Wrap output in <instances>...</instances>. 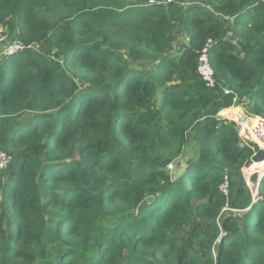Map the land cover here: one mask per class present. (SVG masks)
<instances>
[{
  "label": "trees",
  "instance_id": "1",
  "mask_svg": "<svg viewBox=\"0 0 264 264\" xmlns=\"http://www.w3.org/2000/svg\"><path fill=\"white\" fill-rule=\"evenodd\" d=\"M2 35L0 264H264V176L218 119L264 117V0H0Z\"/></svg>",
  "mask_w": 264,
  "mask_h": 264
},
{
  "label": "built area",
  "instance_id": "2",
  "mask_svg": "<svg viewBox=\"0 0 264 264\" xmlns=\"http://www.w3.org/2000/svg\"><path fill=\"white\" fill-rule=\"evenodd\" d=\"M170 1V0H168ZM24 48L21 42H14L8 48H4L7 53L19 51ZM199 73L202 76L208 87H214L217 83L214 71L210 65L207 47L203 50L199 57ZM225 90H228L224 86ZM237 98L235 99V102ZM234 103L231 107L222 109L218 114V119L226 124L235 123L238 129L239 143L242 147L251 148L254 152L251 162L246 166L243 171L247 182L252 188L254 198L258 195L259 182L256 184L252 182V175L254 173L259 174V180L264 176V156L260 158L261 152H264V117L248 113L241 107ZM12 157L5 152L0 153V169L7 167ZM221 190L224 194L228 193V186L224 184L221 186Z\"/></svg>",
  "mask_w": 264,
  "mask_h": 264
},
{
  "label": "rangeland",
  "instance_id": "3",
  "mask_svg": "<svg viewBox=\"0 0 264 264\" xmlns=\"http://www.w3.org/2000/svg\"><path fill=\"white\" fill-rule=\"evenodd\" d=\"M195 2L196 1L188 2V3L191 4V3H195ZM4 38H5L4 35H2L0 37V48L1 49L2 48H8V46H10L11 44L14 43V42H11V43H8V44L2 43ZM187 43H188V37L184 33L178 34V38H177L176 42L174 43V46H173V49H172L171 53L173 55H177L179 53V50L183 46H185ZM143 65L148 66V63H146V62H139L137 64V66H139V67H142ZM236 103H237L236 105H238L239 107H241L243 110L247 111L248 113H253L252 112V108L248 104L249 103L248 102V99H240V100L236 101ZM196 150H197L196 148L190 147L188 150H186L185 156L182 159L187 158V157H190L192 155H195L196 154ZM184 160H183L181 166H179L178 168H175V167H172V168L174 170L177 169V171L179 173L182 172L184 170ZM172 168H171V170H172Z\"/></svg>",
  "mask_w": 264,
  "mask_h": 264
},
{
  "label": "water",
  "instance_id": "4",
  "mask_svg": "<svg viewBox=\"0 0 264 264\" xmlns=\"http://www.w3.org/2000/svg\"><path fill=\"white\" fill-rule=\"evenodd\" d=\"M263 156H264V152H263V154L261 155V157H260V158H263Z\"/></svg>",
  "mask_w": 264,
  "mask_h": 264
}]
</instances>
